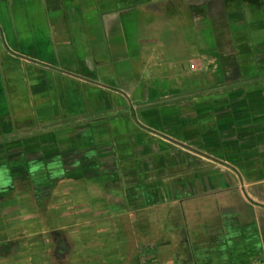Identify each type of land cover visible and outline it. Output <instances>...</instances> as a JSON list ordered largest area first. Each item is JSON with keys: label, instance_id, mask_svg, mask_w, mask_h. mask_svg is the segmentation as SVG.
Here are the masks:
<instances>
[{"label": "crops", "instance_id": "crops-1", "mask_svg": "<svg viewBox=\"0 0 264 264\" xmlns=\"http://www.w3.org/2000/svg\"><path fill=\"white\" fill-rule=\"evenodd\" d=\"M253 1L0 0L9 264H264Z\"/></svg>", "mask_w": 264, "mask_h": 264}, {"label": "rangeland", "instance_id": "rangeland-1", "mask_svg": "<svg viewBox=\"0 0 264 264\" xmlns=\"http://www.w3.org/2000/svg\"><path fill=\"white\" fill-rule=\"evenodd\" d=\"M251 5H259L258 2L253 1ZM261 5H264V1ZM257 12V11H256ZM252 27V26H250ZM236 29H241L239 26L235 27ZM259 61V60H258ZM1 84H0V95L3 90H1ZM1 97V96H0ZM15 251H11V249L8 247H4V243L2 242V239H0V264H9L11 257L14 256Z\"/></svg>", "mask_w": 264, "mask_h": 264}]
</instances>
